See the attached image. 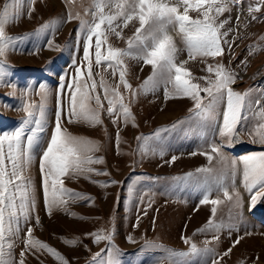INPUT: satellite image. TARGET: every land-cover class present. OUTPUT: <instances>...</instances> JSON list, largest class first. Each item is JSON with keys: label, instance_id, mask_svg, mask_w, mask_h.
<instances>
[{"label": "rangeland", "instance_id": "rangeland-1", "mask_svg": "<svg viewBox=\"0 0 264 264\" xmlns=\"http://www.w3.org/2000/svg\"><path fill=\"white\" fill-rule=\"evenodd\" d=\"M170 2L177 3V0ZM3 3L4 0H0V8ZM256 3L257 0H241L239 5L229 4L231 12L219 16L217 22L228 20L221 32L232 29L226 37L232 42L230 51L221 41L225 49L222 57L189 60L180 37L171 33L177 47L181 49L177 63L188 60L184 67L189 71L188 78L193 83L206 86V80L200 79L201 77L215 79V73L207 71L208 65L215 66L222 62L226 68L238 73V79L233 85L236 91L244 92L251 88L254 90L253 99L264 93V6H261L259 12L251 15L248 12L249 4ZM27 4L28 0H25L21 17L5 28L7 35L19 38L6 57V83L10 81L18 87L0 86V134L17 128L25 117V112L18 110L25 99L23 89L29 84L33 85L31 99L38 103L40 97L35 95V86L41 82L47 83L50 89L45 109L47 124L39 134L37 144L33 146L32 163L26 172L35 188L36 210L33 215H39L41 221L36 225L35 219L31 220L33 236L55 248L69 264H91L97 252H101V259L107 260L106 250L109 243L107 240L94 243L93 237L89 235L93 232H113L112 246L119 249V255L116 256L118 264H158L162 257L167 256L165 250L187 253L190 244H185L182 238L190 239L201 251L177 258L179 264H212L214 259L219 264H264V200L258 201L249 210L250 194L243 187V166L239 165L235 185L242 197V207L236 208L218 189L215 177L222 167L218 163L219 158L213 154L214 159L210 163L206 155L200 154L210 152L209 144L213 139L217 144L221 143L215 129L223 122L224 105L216 109L215 116L208 123H187L174 131L163 133V144L157 150L145 153L142 151V142L137 137L151 136L157 129L170 127L175 122L186 119L190 115L189 109L193 107V102L186 97L165 99L163 84L155 90L139 91L132 97L119 84L118 72L114 77L111 69L105 72L104 66L95 65L93 49L94 72H99L100 75H94L97 88L95 92L89 90V94L92 97L97 93L101 95L104 107L101 112L103 123L95 126L85 122L69 123L70 90L65 88L63 92L60 91V77L65 76V82H70L74 76L72 61L75 59L79 64L83 59V37L80 36L77 43L80 21H68V15L70 12L73 15L80 13L83 18L91 20V15H85L84 12L85 8H90L91 0H35L32 5L34 11L30 16ZM180 10L183 11V8ZM189 15L196 18L199 12L190 10ZM252 15L257 16V19L252 20ZM51 21L62 23L50 24L43 32L37 31ZM239 21L246 23L242 29L244 31L237 35ZM138 26V21H134L127 28H123V38L109 34L102 51H106L109 45L126 48L127 38L133 35L135 27ZM50 39L54 41L52 48L47 44ZM55 45H59V48ZM242 61L245 63L242 64ZM124 62L127 65V81L133 90L140 89L152 72L151 66L127 57ZM82 70L86 78V68ZM101 76L110 88L119 85L124 103L130 107L134 121L129 119L125 123L121 118L118 125L113 124L112 118L106 112L108 105L103 100V89L99 83ZM204 95L201 92V96ZM58 100L62 107V126L72 135L98 144V150L90 154L94 158L102 157L104 162L90 167L106 172L107 175L92 173L77 178L62 177L65 187L91 197V200L69 199L66 209L57 208L49 214L44 204L39 163L55 127ZM89 106L98 107L94 99L89 101ZM258 110L259 106L256 105H253L251 111L245 110L246 119L238 125L239 139L233 145L222 149L226 157L238 159L243 155L264 152V144L259 143L258 138L253 135V129L260 122L259 117L254 115ZM193 152L196 154L193 155ZM173 156L176 160L171 162ZM204 167L216 169L208 177L207 184L203 177L184 179L188 173L195 174L197 169ZM111 181L117 183H110ZM225 183L230 184L231 177ZM104 184L107 186H101ZM129 185L134 187L132 195L128 193ZM209 190L210 199L221 201L215 206L217 211L214 217L212 204H200L203 194ZM229 191H232L231 188ZM210 218L224 227L219 232L199 231ZM28 226L22 224L24 230L15 239L13 258L16 261L21 259L20 252L24 249L23 241ZM128 236L135 242L130 243ZM214 236H218V240ZM238 239L240 242L234 245ZM70 240L76 243H66ZM145 240L154 241L163 248L144 249ZM206 247L213 251H203ZM102 249L105 251L102 252ZM228 249L231 252L224 256ZM24 260L25 264H60L47 251H26ZM164 264H168L167 260H164Z\"/></svg>", "mask_w": 264, "mask_h": 264}, {"label": "snow or ice", "instance_id": "snow-or-ice-1", "mask_svg": "<svg viewBox=\"0 0 264 264\" xmlns=\"http://www.w3.org/2000/svg\"><path fill=\"white\" fill-rule=\"evenodd\" d=\"M35 0H28L29 16L34 11L32 5ZM241 0H177L171 3L170 0H91L90 8H85V15H91V20L83 18L80 13L68 15V21L78 19L80 21L77 37L79 43L80 36L83 37V59L78 64L74 59V76L70 82H65V76L60 77V91L65 88L70 90L68 116L69 123L85 122L89 125H101V112L104 111L100 94L95 97L90 96L89 90L95 92L97 82L94 75V62L97 67L104 66L105 72L111 69L112 76L119 73V84L135 97L139 91L147 92L157 89L161 84L165 87V99L189 98L193 102V107L189 109L190 115L172 124L170 127L157 129L151 136L137 137L142 142V151H155L163 144L165 137L163 133L174 131L187 123L197 125L208 123L215 116L216 109L224 105L223 122L216 129L215 133L221 138V143L215 140L209 144L210 152H201L206 155L209 162L214 159L213 154L218 157V163L222 165L219 174L215 177L218 189L223 196L232 201L236 208L242 207V197L236 190L235 176L238 166L242 165L243 187L250 194L249 210H252L258 201L264 200V152L243 155L237 158H228L222 149L239 139L240 131L238 125L246 119L245 110L251 111L253 105L259 106L258 112L254 113L259 117V123L253 129V135L258 138V142L264 144V93L259 98L253 99V89L249 88L244 92L236 91L233 85L238 79V73L226 68L222 62L215 66L208 65L207 71L215 73V79L201 77L206 80V86L193 83L189 71L184 67L188 60L177 63L180 48L171 33H175L181 39L184 50L188 53L189 60L207 57H222L224 45L228 46L229 51L232 42L227 40L232 29L221 32L228 20L218 21L219 16L225 12H231L229 4L239 5ZM207 5L205 8L204 6ZM264 0H257L255 5L249 4L248 12L261 11ZM25 0H4L0 8V86L16 88L17 85L8 81L6 63L7 53L19 38L6 34V25L18 20L23 14ZM181 7L183 11H181ZM190 10L199 12L196 18L189 15ZM214 13V15H210ZM252 20L257 16L252 15ZM239 20V17H237ZM138 21L139 26L131 37L126 40L127 47L119 48L108 46L106 51H102V46L107 44L108 35L114 34L117 38L122 37V29L127 28L130 23ZM62 21H51L42 25L37 31L43 32L50 27V24H58ZM117 29H120L118 31ZM95 38V39H94ZM48 47L54 46L53 40H48ZM59 48V45H55ZM251 54V49L249 50ZM131 58L143 61L145 65H150L152 72L144 80L140 89L133 90L132 85L126 79L127 65L124 58ZM242 64L245 61L241 62ZM86 68L85 72L82 70ZM91 81V84H88ZM100 87L103 89V100L107 101L106 112L112 118L113 124L119 123L122 118L125 123L129 119L134 121L130 107L124 103V96L119 91V85L110 88L103 76L100 77ZM171 85V88H169ZM34 86L29 84L23 89L25 99L20 108L25 112V117L20 125L12 131H5L0 134V264H25L24 256L26 251H47L60 264H69V261L61 255L55 248L50 247L33 236V227L30 222L34 218L36 225L41 223L39 215H33L36 210L35 188L31 178L26 175L32 163L33 146L39 140L47 124L46 103L50 89L45 82L35 86V95L39 96V102L32 100ZM201 92L205 95L201 96ZM94 99L97 108H91L89 101ZM73 117L75 120H73ZM135 126V125H133ZM119 134H117L118 136ZM254 142H256L254 140ZM98 150V144L91 140L72 135L62 126V107L58 100V107L55 115V127L51 134L50 141L43 151L39 170L42 176V187L44 204L47 212L52 213L54 209L65 208L69 199L91 200V197L75 193L64 186L62 177L77 178L85 174L107 175L106 172L99 171L90 167L93 164L103 163V158H94L90 153ZM193 155L196 153L193 152ZM176 157H172L174 162ZM216 169L204 167L196 170V173H188L184 179L203 177L207 184L208 177ZM231 177V183H225ZM85 178H88L86 176ZM180 179V178H177ZM110 183H117L111 181ZM107 186V184L101 185ZM231 188V192L229 191ZM128 193H134V187L129 185ZM212 204L213 217L216 214V205L220 204L219 199H210V190L205 191L200 200L201 205ZM147 212L145 211V215ZM23 225H29L25 231L24 249L20 252L21 259L16 261L13 258L15 239L20 237ZM223 224L215 223L209 219L204 228L199 231L214 230L219 232ZM94 243L107 240V260L101 259V252L94 254L91 264H118L116 256L119 249L112 246L113 232L103 234L102 232L90 233ZM218 236L214 239L218 240ZM130 243L135 241L131 236L127 237ZM185 244H190L189 252H177L165 250L166 257H162L158 264H179L177 258L186 257L201 251L195 243L188 238H182ZM239 239L234 242L238 244ZM75 244L76 241H66ZM163 248L162 245L154 241L145 240L144 249ZM143 250V249H142ZM105 251L104 249L101 250ZM205 252L213 251L210 248L203 249ZM231 252L228 249L224 256ZM212 264H219L214 259Z\"/></svg>", "mask_w": 264, "mask_h": 264}, {"label": "bare ground", "instance_id": "bare-ground-1", "mask_svg": "<svg viewBox=\"0 0 264 264\" xmlns=\"http://www.w3.org/2000/svg\"><path fill=\"white\" fill-rule=\"evenodd\" d=\"M236 17V16H235ZM237 18V17H236ZM242 19H244V17L242 18ZM233 21H234V19H233ZM233 23V22H232ZM239 24H238V28H237V31H236V34L238 35H240L241 34V32L242 31H244V30H242V29H244V25H245V23H246V21H239L238 22ZM237 26V25H236ZM24 58V57H23ZM28 58V57H27ZM29 60V59H28Z\"/></svg>", "mask_w": 264, "mask_h": 264}]
</instances>
